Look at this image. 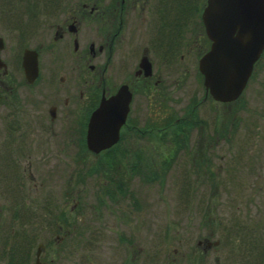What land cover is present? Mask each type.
Returning <instances> with one entry per match:
<instances>
[{
    "label": "rangeland",
    "instance_id": "rangeland-1",
    "mask_svg": "<svg viewBox=\"0 0 264 264\" xmlns=\"http://www.w3.org/2000/svg\"><path fill=\"white\" fill-rule=\"evenodd\" d=\"M14 1L0 0L3 17L17 12ZM11 33H0L4 60L13 54ZM179 76L175 89L164 88L162 131L127 154L69 147L60 128L34 123L33 180L21 175L26 155L16 168L0 158V188L9 182L4 172L19 173L23 184L0 189V264H33L41 243L46 264H241L236 222L250 236L251 222L264 220V51L230 101H199L197 68ZM2 124L0 141L11 136ZM198 239L219 243L204 253Z\"/></svg>",
    "mask_w": 264,
    "mask_h": 264
},
{
    "label": "flooded vegetation",
    "instance_id": "flooded-vegetation-1",
    "mask_svg": "<svg viewBox=\"0 0 264 264\" xmlns=\"http://www.w3.org/2000/svg\"><path fill=\"white\" fill-rule=\"evenodd\" d=\"M206 1L15 0L17 12L5 17L0 12V33L12 31L14 35L10 59L0 55V123L11 134L0 141L3 163L13 162L16 168L19 156L26 155V165L22 167L26 173L21 175L33 180L29 159L33 145L27 138L34 123L42 129L56 126L69 137V147L82 148L84 144L86 148L90 114L101 102L105 104L116 96L120 88L123 95H129L126 111L116 140L107 148L121 156L129 148L144 145L148 132H161V108L167 98L164 88L179 85L180 69H198V60L210 47L202 16ZM1 34L0 54L4 49ZM26 50L35 57L34 76H26L23 70ZM263 51L264 48L256 61ZM8 67H17L21 76H10ZM208 95L203 88L199 101ZM21 131L22 140L17 141L15 137H20ZM3 175L2 180L9 179L1 186L3 191L22 184L19 173ZM236 229L243 231L242 237L236 239L243 251L241 264H264V220L251 222L250 236L244 235L241 222H236ZM196 243L206 253L219 240L198 239ZM37 248L38 260L45 263L41 259L44 245ZM213 258L217 262V255Z\"/></svg>",
    "mask_w": 264,
    "mask_h": 264
},
{
    "label": "water",
    "instance_id": "water-1",
    "mask_svg": "<svg viewBox=\"0 0 264 264\" xmlns=\"http://www.w3.org/2000/svg\"><path fill=\"white\" fill-rule=\"evenodd\" d=\"M202 16L211 39L209 49L198 60L204 89L214 100H233L264 48V0H207ZM22 66L26 76L35 75V57L27 50ZM123 92L120 88L90 114L85 131L90 151L98 152L116 140L129 96ZM33 264H46L38 260V248Z\"/></svg>",
    "mask_w": 264,
    "mask_h": 264
},
{
    "label": "trees",
    "instance_id": "trees-1",
    "mask_svg": "<svg viewBox=\"0 0 264 264\" xmlns=\"http://www.w3.org/2000/svg\"><path fill=\"white\" fill-rule=\"evenodd\" d=\"M106 150V149H105Z\"/></svg>",
    "mask_w": 264,
    "mask_h": 264
}]
</instances>
